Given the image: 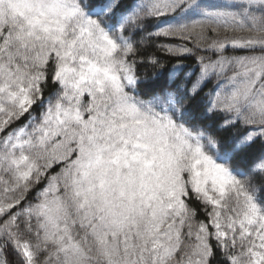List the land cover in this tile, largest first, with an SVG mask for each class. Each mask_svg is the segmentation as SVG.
I'll use <instances>...</instances> for the list:
<instances>
[{
    "label": "snow or ice",
    "instance_id": "6c2138e0",
    "mask_svg": "<svg viewBox=\"0 0 264 264\" xmlns=\"http://www.w3.org/2000/svg\"><path fill=\"white\" fill-rule=\"evenodd\" d=\"M0 264H264V0H0Z\"/></svg>",
    "mask_w": 264,
    "mask_h": 264
},
{
    "label": "trees",
    "instance_id": "16d2710c",
    "mask_svg": "<svg viewBox=\"0 0 264 264\" xmlns=\"http://www.w3.org/2000/svg\"><path fill=\"white\" fill-rule=\"evenodd\" d=\"M150 50H152V49H150ZM158 55L163 56L162 53H158ZM167 59H168V65L167 66L170 67L172 63H175V58L169 57ZM183 64H184L186 70L195 68V61L193 58H188V59L183 60ZM211 87H212V85L208 84L205 86L204 90L208 91V89ZM202 111H203L202 106L195 110L194 114H195L197 120L202 124L211 125L210 130L213 132H216L218 129V126H219L218 118L217 117L204 118V117H202ZM241 131H243V129H233L230 132H218V135L221 137V139L228 141V140L234 138L235 135H238L239 132H241ZM254 154H255L254 151L250 152L247 159L251 160V158Z\"/></svg>",
    "mask_w": 264,
    "mask_h": 264
}]
</instances>
